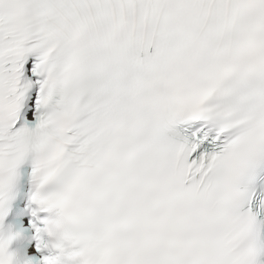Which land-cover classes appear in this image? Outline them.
I'll list each match as a JSON object with an SVG mask.
<instances>
[{"label":"snow or ice","instance_id":"snow-or-ice-1","mask_svg":"<svg viewBox=\"0 0 264 264\" xmlns=\"http://www.w3.org/2000/svg\"><path fill=\"white\" fill-rule=\"evenodd\" d=\"M0 264H264V0H0Z\"/></svg>","mask_w":264,"mask_h":264}]
</instances>
